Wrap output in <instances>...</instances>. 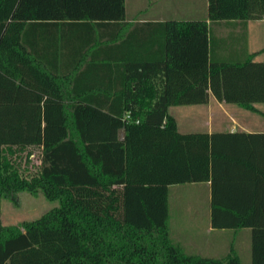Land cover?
<instances>
[{
    "label": "trees",
    "instance_id": "trees-1",
    "mask_svg": "<svg viewBox=\"0 0 264 264\" xmlns=\"http://www.w3.org/2000/svg\"><path fill=\"white\" fill-rule=\"evenodd\" d=\"M124 14V0H0V194L40 190L58 201L19 224L0 220V264H244L232 248L221 258L187 253L170 237L169 185L206 180L211 225L249 226L250 264H264V132H182L168 110L211 91L264 117L258 51L220 59L210 50L211 21L262 18L264 0H208L206 18L164 21L160 75L123 68L109 101L93 95L105 85L78 88L87 53L43 55L30 39L36 23ZM29 145L40 165L26 176L7 156Z\"/></svg>",
    "mask_w": 264,
    "mask_h": 264
},
{
    "label": "crops",
    "instance_id": "crops-1",
    "mask_svg": "<svg viewBox=\"0 0 264 264\" xmlns=\"http://www.w3.org/2000/svg\"><path fill=\"white\" fill-rule=\"evenodd\" d=\"M124 7V18L117 20L36 23L30 28V39L35 50L41 51L43 55L49 50L87 53L88 69L79 80L78 88L81 89L89 83L100 89L105 85L106 89L109 88L108 92L96 90L93 95L109 101L122 88L123 68L129 67L136 71V68L140 70L145 67L147 72L154 71L156 75H160L156 70L160 69L165 58L164 21L206 18L208 0H124ZM213 26L218 28L214 30ZM211 40L210 50L215 58L243 59L248 53L258 51L253 58L264 61V50L260 51L264 47V17L213 20L210 22ZM153 79L158 84L161 83L157 76ZM62 83L64 86H71L64 80ZM259 104L264 102H255L258 108ZM168 110L176 119L178 130L180 128L177 116H185L181 124L184 129L182 132L225 131L243 132L246 135L264 132V119L261 120L258 113L236 103L219 101L211 91L206 102L173 104ZM123 133V128H120V138ZM188 183L207 186L206 205L204 199L202 208H199L200 205H193L195 211L206 212V225L197 228V223L191 224L188 220L181 226H172L168 220L172 240L187 253L219 258L225 257L232 248L242 263L250 264L251 228L213 227L210 181ZM173 185L175 184H170L169 187ZM169 190L170 188L168 196ZM177 228L182 230L177 231ZM228 231L231 232V240L225 233Z\"/></svg>",
    "mask_w": 264,
    "mask_h": 264
},
{
    "label": "rangeland",
    "instance_id": "rangeland-1",
    "mask_svg": "<svg viewBox=\"0 0 264 264\" xmlns=\"http://www.w3.org/2000/svg\"><path fill=\"white\" fill-rule=\"evenodd\" d=\"M218 27L213 26L216 30ZM259 108L264 110V104H259ZM257 113V112H256ZM262 120L264 117L258 113ZM179 120V128L182 129L181 124L185 116H177ZM179 129V130H180ZM8 159L23 175L30 176L36 173L40 165V147L37 145H29L26 149L19 152L16 150L12 154H8ZM169 224L181 226L186 221L190 220L192 223H197L198 227L206 225V212L195 211V206L203 207V199L205 201L207 195L206 184H190L188 182L176 183L169 187ZM179 191L178 194H175ZM57 200L47 199L43 193L38 190L32 193L26 190H18L7 194H0V220L4 224H19L22 220L38 217L48 208L56 205ZM206 205V201H205ZM198 209V208H197ZM182 228H177L181 231ZM187 234L188 231H186ZM231 240V232H225ZM184 249V248H183Z\"/></svg>",
    "mask_w": 264,
    "mask_h": 264
}]
</instances>
